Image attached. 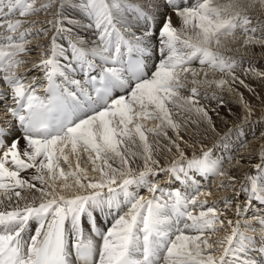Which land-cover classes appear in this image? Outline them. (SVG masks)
<instances>
[{
    "label": "snow or ice",
    "instance_id": "snow-or-ice-1",
    "mask_svg": "<svg viewBox=\"0 0 264 264\" xmlns=\"http://www.w3.org/2000/svg\"><path fill=\"white\" fill-rule=\"evenodd\" d=\"M254 125L264 0H0V264H264Z\"/></svg>",
    "mask_w": 264,
    "mask_h": 264
},
{
    "label": "rangeland",
    "instance_id": "rangeland-1",
    "mask_svg": "<svg viewBox=\"0 0 264 264\" xmlns=\"http://www.w3.org/2000/svg\"><path fill=\"white\" fill-rule=\"evenodd\" d=\"M259 90V89H258ZM245 95L248 96L249 94L247 92H245ZM251 98V97H249ZM263 125H257V129H254L252 130L250 133H249V129H248V137L250 136H258V134L260 133V128L262 127Z\"/></svg>",
    "mask_w": 264,
    "mask_h": 264
},
{
    "label": "bare ground",
    "instance_id": "bare-ground-1",
    "mask_svg": "<svg viewBox=\"0 0 264 264\" xmlns=\"http://www.w3.org/2000/svg\"><path fill=\"white\" fill-rule=\"evenodd\" d=\"M257 129V125L252 126L251 128H249V133L254 130ZM264 130V125L260 128V132ZM259 135V134H258ZM253 136H250L249 138H252Z\"/></svg>",
    "mask_w": 264,
    "mask_h": 264
}]
</instances>
